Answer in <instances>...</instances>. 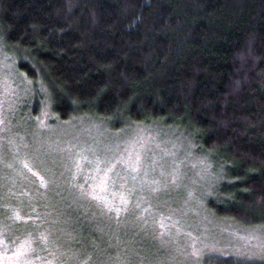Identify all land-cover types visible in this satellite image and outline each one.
I'll return each instance as SVG.
<instances>
[{
    "label": "trees",
    "instance_id": "obj_1",
    "mask_svg": "<svg viewBox=\"0 0 264 264\" xmlns=\"http://www.w3.org/2000/svg\"><path fill=\"white\" fill-rule=\"evenodd\" d=\"M0 40L26 83L29 115L183 130L219 170L207 207L264 227V0H0ZM84 196L63 227L34 225L41 199L18 193L0 198V221L28 236L35 264H145L149 214L119 195ZM45 201L47 214L59 207ZM257 258L215 264H264Z\"/></svg>",
    "mask_w": 264,
    "mask_h": 264
},
{
    "label": "rangeland",
    "instance_id": "obj_2",
    "mask_svg": "<svg viewBox=\"0 0 264 264\" xmlns=\"http://www.w3.org/2000/svg\"><path fill=\"white\" fill-rule=\"evenodd\" d=\"M25 86L0 40V198L18 193L41 199L35 211L44 215L34 225L43 228L50 219V225L63 227L60 221L71 215L74 204L84 206V194L103 199L119 195L121 202L150 216L141 225L148 239L141 249L151 253L145 264L264 258V227H239L207 207L222 181L219 170L202 160L183 130L112 128L92 116L61 121L40 112L42 118L33 117L25 108L30 105ZM69 179L71 186L65 183ZM47 197H57L59 204L50 206V214ZM18 209L14 218H22L25 227L27 214ZM10 224L0 221V264H35L26 255L28 236L16 239Z\"/></svg>",
    "mask_w": 264,
    "mask_h": 264
}]
</instances>
